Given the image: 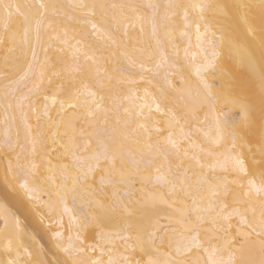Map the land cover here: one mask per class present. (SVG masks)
I'll use <instances>...</instances> for the list:
<instances>
[{"label":"snow or ice","instance_id":"snow-or-ice-1","mask_svg":"<svg viewBox=\"0 0 264 264\" xmlns=\"http://www.w3.org/2000/svg\"><path fill=\"white\" fill-rule=\"evenodd\" d=\"M64 19L82 27L70 31ZM177 20L198 82L181 111L169 106V90L181 89L157 36L159 26L170 37ZM145 24L156 52L136 39ZM89 27L126 61L117 76L84 45ZM0 48V151L15 184L56 225L66 257L56 264H237V253L239 264H264V132L256 143L255 95L230 94L222 63L226 50L264 111V0H0ZM50 50L60 55L53 60ZM114 78L127 90H113ZM140 82L156 91L138 95ZM221 101L238 119L219 114ZM0 220V264H46L7 207Z\"/></svg>","mask_w":264,"mask_h":264},{"label":"bare ground","instance_id":"bare-ground-1","mask_svg":"<svg viewBox=\"0 0 264 264\" xmlns=\"http://www.w3.org/2000/svg\"><path fill=\"white\" fill-rule=\"evenodd\" d=\"M5 2L10 3H34L35 0H5ZM44 2H59V3H67L69 0H44ZM110 2H122V0H110ZM137 3H171V2H188V0H135ZM206 2L213 4H236V3H252L255 5H259L261 0H206ZM257 16L259 15L260 9H255ZM63 25L66 26L70 31L73 29L79 30L82 26L76 24L72 20L64 19L62 21ZM181 26V21L177 20L175 30L172 32L171 36H167L163 28L158 26L157 36L159 40L162 42V52L163 56L167 58L169 63L171 64L173 61L175 62V67L171 69L169 72V80L175 84L180 86V91H171L169 90L170 104L169 106L174 107L177 111H181L183 105L187 102H191L194 93L198 88V82L195 75L194 69L189 67L188 61L184 59V49L188 47V39L180 35L179 27ZM192 31V49L190 51H197L195 49V34L194 28ZM89 33L84 40V45L91 43L94 45L95 55L97 57L103 56V67L107 68L109 72L113 74V76H117L118 73L114 71L119 66L126 67V61L119 55V49L112 48L107 45L106 41H103L92 35L91 28L87 29ZM136 39L140 43V46L156 52L157 44L156 40L152 36V28L150 24H145L144 33L141 35L139 33V29L136 30ZM179 53L177 56L176 53ZM115 53V55H113ZM39 56L43 58V51H39ZM60 55L53 50L49 51V56L55 60L56 56ZM70 53L66 54V58H70ZM159 58V53L154 57L155 59ZM191 57H189V60ZM81 62L83 63V57H81ZM91 61H88V64L91 65ZM222 63L225 66L228 78L224 80V84L226 89L230 94H249L255 95V137L254 140L256 143L259 142L261 133L264 132V111H262V106L259 99V90L258 88H254L250 77L248 74L239 69L236 64L228 59L227 51L225 50L224 56L222 58ZM3 50L0 48V71H3ZM150 75V74H148ZM181 75L184 80L187 82L185 84H180ZM163 70L162 75L158 78L157 82L164 86L163 83ZM138 78V77H137ZM209 80L213 83H220L219 78L213 79L209 76ZM58 83V82H57ZM113 90H117L119 88H124L127 90V86L121 85L117 83V80L114 78L112 81ZM145 87H148L151 91L155 92L156 88L154 85H148L146 82H140L136 85L138 89V95L143 96V90ZM215 90V89H214ZM127 103V101L125 102ZM218 109L221 111L219 114L223 116L224 111L229 114V118L232 120H236L239 117V111L230 104H226L225 101H221L218 104ZM2 112V109H0ZM33 123H35L33 121ZM82 126V122H77V131L79 127ZM71 131L69 135H71ZM135 150V146L129 145ZM8 163L7 159L4 158V153L0 151V206L7 207L15 217L19 218L22 224L25 227L29 237L34 242L35 246L42 250L41 259H43L46 264H56L57 260L66 259L65 255L59 251L55 246V241L53 239V232L56 229V225L47 217L46 212L37 213L33 201H30L27 195L24 193L22 189H20L19 185L15 184L12 180L11 175L7 172ZM100 173H97L96 180H99ZM139 186V185H137ZM71 195V194H69ZM43 200H47V196L41 197ZM69 204L71 205V201L69 200ZM0 227H2V220H0ZM68 218H64V227L59 229L63 234L65 241L68 236ZM259 257L257 256V259ZM237 264H239L240 254L236 255Z\"/></svg>","mask_w":264,"mask_h":264}]
</instances>
